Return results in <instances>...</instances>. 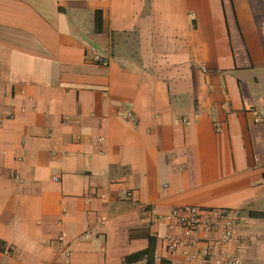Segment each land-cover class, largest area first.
<instances>
[{
	"label": "crops",
	"instance_id": "crops-1",
	"mask_svg": "<svg viewBox=\"0 0 264 264\" xmlns=\"http://www.w3.org/2000/svg\"><path fill=\"white\" fill-rule=\"evenodd\" d=\"M256 111L264 0H0V264H185L145 210L186 205L264 264Z\"/></svg>",
	"mask_w": 264,
	"mask_h": 264
},
{
	"label": "built area",
	"instance_id": "built-area-1",
	"mask_svg": "<svg viewBox=\"0 0 264 264\" xmlns=\"http://www.w3.org/2000/svg\"><path fill=\"white\" fill-rule=\"evenodd\" d=\"M94 59L107 64L97 50ZM119 116L131 119L130 110L121 109ZM254 120L264 121V111H256ZM147 215L179 227V232H168L163 236L170 255H182L185 264H242V248L239 243L238 212L223 207L186 205L174 208L169 214L160 215L155 208L145 210ZM102 217V220H105ZM171 225L173 227L174 225ZM63 239V235L60 237ZM236 245L233 247L232 245ZM238 244V245H237ZM158 256V253L156 252Z\"/></svg>",
	"mask_w": 264,
	"mask_h": 264
},
{
	"label": "trees",
	"instance_id": "trees-1",
	"mask_svg": "<svg viewBox=\"0 0 264 264\" xmlns=\"http://www.w3.org/2000/svg\"><path fill=\"white\" fill-rule=\"evenodd\" d=\"M101 24V17L99 15V12L96 14V25L99 27ZM153 248H154V240L151 239V245L150 248L146 251V255L150 258L153 256Z\"/></svg>",
	"mask_w": 264,
	"mask_h": 264
}]
</instances>
